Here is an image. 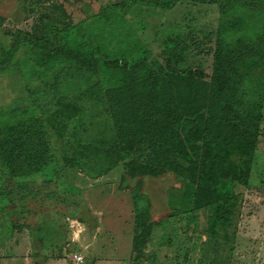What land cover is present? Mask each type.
Instances as JSON below:
<instances>
[{"label":"rangeland","instance_id":"rangeland-1","mask_svg":"<svg viewBox=\"0 0 264 264\" xmlns=\"http://www.w3.org/2000/svg\"><path fill=\"white\" fill-rule=\"evenodd\" d=\"M18 38L0 67V120L15 108L44 119L66 108L72 118L63 138L50 139L60 174L17 180L22 193L0 198V264H264V0H0L5 61ZM175 38L187 54L169 68L165 43ZM118 56L144 60L131 69ZM259 101L250 175L216 231L217 205L196 204L195 184L140 167L141 127L171 134L173 102L179 112H239V124ZM147 208L152 235L138 257L132 243ZM40 247L47 259L34 256Z\"/></svg>","mask_w":264,"mask_h":264},{"label":"trees","instance_id":"trees-1","mask_svg":"<svg viewBox=\"0 0 264 264\" xmlns=\"http://www.w3.org/2000/svg\"><path fill=\"white\" fill-rule=\"evenodd\" d=\"M155 2L157 0H148ZM180 0H175V2ZM198 3L210 4L219 0H195ZM167 5V4H164ZM117 7V6H115ZM221 32V31H220ZM28 42L34 44H46L40 39L31 38L28 34H23ZM166 40L165 51L168 53L167 64L169 68L180 65L183 61L184 52L187 49L176 42ZM21 39H17L9 58L5 61L7 50L0 42V67L6 65L11 57L18 51ZM54 50H59L53 46ZM99 51V49H98ZM53 53V52H52ZM93 53V52H92ZM99 56L100 54H95ZM118 56L115 58L120 65L136 68L142 63L137 59L132 65V58ZM5 63V64H4ZM139 67V66H138ZM194 75L193 71L189 72ZM180 77L187 75V72H179ZM133 96L126 98L129 104L134 103ZM124 102V103H126ZM172 116L177 127L172 128L171 134H167L164 128H156L159 136L150 135L149 124L142 125L141 129L147 138L145 154L139 165L152 175H159L167 170H174L196 185L195 201L202 206L203 198L209 199V204L216 203L215 221L212 227L217 231L219 227H226L232 220V214L239 198V192L235 191L237 185H245L250 175L251 163L259 144L262 133L261 122V101L255 108L244 117H240L239 112L233 117L215 116L201 110L200 106H190L187 111L179 112L174 108L173 102ZM174 108V109H173ZM0 120V162L6 170H0V198L11 193L8 189L22 193L23 189L17 186V180L27 181L32 176H41V171L51 169L58 176L60 168L57 164V156L51 150V138H63L67 130V121L72 116L64 108L53 115L42 118L36 116L38 113L31 108H15L6 111ZM39 115V114H38ZM238 117L235 118V116ZM252 120L254 123L251 124ZM46 121V123H42ZM145 121L147 117L145 116ZM220 123L221 129L214 128V124ZM182 128L178 129V126ZM228 126L233 135L227 136L222 131ZM185 127L187 129L185 130ZM173 145L171 146V143ZM199 144V145H198ZM69 163L75 162L66 158ZM58 166V165H57ZM59 167V166H58ZM27 179V180H26ZM138 229L140 232L133 239V252L141 257L143 249L146 247L152 235L151 212L147 208L140 212ZM21 224V223H20ZM37 245V244H35ZM42 248V253H34L36 258L47 259V254ZM39 252V251H38Z\"/></svg>","mask_w":264,"mask_h":264}]
</instances>
